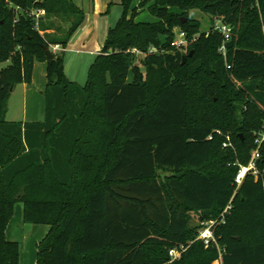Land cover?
<instances>
[{"label":"trees","instance_id":"trees-1","mask_svg":"<svg viewBox=\"0 0 264 264\" xmlns=\"http://www.w3.org/2000/svg\"><path fill=\"white\" fill-rule=\"evenodd\" d=\"M140 1L150 2L155 20L136 22L137 11L122 0L124 10L81 85L66 77L63 49L83 11L72 0H0V62H8L0 70V264H18L17 244L5 236L16 202L24 222L49 226L36 264H213L217 258L215 247L194 241L199 223L191 218L222 213L264 124V0ZM5 2L44 14L36 25L34 16H16ZM191 9L232 26L225 58L220 32L181 23L177 10ZM175 25L189 39L197 36L185 52L170 46ZM53 44L62 50L47 59L44 46ZM132 47L158 52L139 68ZM34 61L46 64L44 118L6 120L7 100L15 85L31 82ZM191 81L212 102L211 123L189 118ZM216 129L235 147L224 148L235 160L227 170L215 168L212 158L223 148ZM258 165L264 168V148ZM157 168L172 174L160 179ZM213 232L225 250L222 264H264V175L244 177ZM180 245L186 250L170 262L168 250Z\"/></svg>","mask_w":264,"mask_h":264},{"label":"rangeland","instance_id":"rangeland-1","mask_svg":"<svg viewBox=\"0 0 264 264\" xmlns=\"http://www.w3.org/2000/svg\"><path fill=\"white\" fill-rule=\"evenodd\" d=\"M72 1L83 11L84 19L82 22L85 25H91V24H93V26L95 25L96 19L92 17V14L94 10H97V13L102 12V20L110 19L111 20L110 25L113 26L124 10L122 0H72ZM130 3L132 9H135L137 11L134 17V20L136 22H153L155 20V18L150 14L147 8L150 2L144 6H141L140 0H130ZM5 4L13 8V10L16 12V16L20 13L23 14L29 13V11L26 12V9L15 6L10 2L8 3L5 2ZM177 13L184 21H187L189 19L190 21L197 23L198 28L201 31L207 30L209 26H211L214 22L213 18H211L209 14L201 11L200 9H191L186 14H183L180 10H177ZM128 14H130L129 10H128ZM17 20L18 19L16 17L15 21ZM54 21L56 24L60 26L67 27V24H64L58 18H54ZM43 22H45V20ZM178 27L179 26L175 25L172 28V30L177 29ZM46 32L53 34L52 30H48ZM103 37H104L103 34H99V38L101 39L100 41H102ZM194 37L197 38V36L195 35ZM96 39H97L96 35H94L91 42L95 41ZM136 49L137 51L134 53L136 56V59L134 60V64L137 65L139 68H143L142 59L146 55H149L154 51H151L148 48L145 51L139 50L138 48ZM61 50L62 47L61 49L54 52H59ZM7 64L8 62H0V70L4 68ZM38 66L42 68V65H36L35 67V73H34L35 82L32 85L31 91H28L26 94H24V90L21 89V87H17L14 93H12L8 98L7 112L5 114L6 120H13V119L20 120L23 112V108L24 109L26 108V112L28 115L27 119H36L37 121L43 120L44 109H45V98L43 95V90L45 88L46 80L44 82L43 69H40L41 74L40 72L37 71ZM44 69L46 70V66L44 67ZM86 75H87V69L85 74L81 76V78L83 77V80L78 82L79 84L82 85L85 83L87 78ZM127 77L128 80H131L132 77L131 72L128 73ZM38 82L41 85L40 88H38ZM198 86L199 83H197V81H191V85H189V98H188V107L190 110L189 118H191V115L194 114V116L197 119H201V120L203 119L208 123H211L213 121L212 102L209 99V97H205L199 94ZM231 106L232 104L229 105L228 109ZM230 118L231 117H229L228 120ZM229 127L236 128V126L232 124ZM231 154L233 153H229L228 149H224V148L220 150L217 149L212 155V158H216V162H214L215 168H221L219 167V165H222L224 166L222 167L223 170H227L228 165H231L235 161V160L230 161L229 158ZM222 157L224 158L220 160V158ZM101 163L102 161H99V164ZM171 174L172 172L167 169H162V168L156 169V175H158L160 179H165L167 176ZM22 220H23V204L22 202H16L13 207L12 217L10 218V222L5 230V236L7 240L14 241L17 244L18 264H36L38 244L47 235L49 231V226L46 224L24 223ZM191 223L193 225L199 223V221L197 220V216L194 214L192 215Z\"/></svg>","mask_w":264,"mask_h":264},{"label":"built area","instance_id":"built-area-1","mask_svg":"<svg viewBox=\"0 0 264 264\" xmlns=\"http://www.w3.org/2000/svg\"><path fill=\"white\" fill-rule=\"evenodd\" d=\"M29 16H34L36 20V25H37V20L40 16L44 14V11L42 9H37V10H30L29 11ZM212 30L220 32L222 36V44L220 45L218 51L222 54V56L225 58L226 56V48H225V43L231 38L232 35V26L228 24L227 22H224L223 19L220 18H215L213 24L211 25ZM173 37L172 40L170 41V46L171 48H174L176 50H181V51H187L188 45L195 40V37H193L191 40L188 38L187 33L178 27L177 29L172 30ZM50 49L54 52L59 49H61V46L59 44H53L50 46ZM151 51L158 52V50L155 47H149L148 48ZM128 51L135 53L137 49L135 47L130 48ZM229 65H226V68L229 69ZM215 132L217 134H221L224 136V140L222 141L221 146L223 148H230V149H235L232 140L228 134H223L219 129H216ZM211 134L208 136V138H211ZM253 148L250 151L249 159L248 162L245 165L239 164V168L237 170L236 176L234 178V183H235V191L232 197L230 198L228 204L226 207L223 209L222 213L217 217V218H212V219H207V220H202L199 222V228L197 231V236L194 239L195 240H200L204 247L207 248L209 246H213L217 249L218 256L217 258L213 261V264H222V253L225 251L224 247L220 246L214 236V228L217 224L219 223H224V215L228 212V210L231 207V202L232 199L235 195L236 190L242 183L244 177L249 174L253 176L254 180H262V176L264 175V168L260 167L258 165V160L261 156V149L264 148V124L262 125L261 129L254 133L253 137ZM186 250V246L180 245L176 246L173 248H170L168 250V254L170 256V262L173 260L178 259L181 254Z\"/></svg>","mask_w":264,"mask_h":264},{"label":"crops","instance_id":"crops-1","mask_svg":"<svg viewBox=\"0 0 264 264\" xmlns=\"http://www.w3.org/2000/svg\"><path fill=\"white\" fill-rule=\"evenodd\" d=\"M101 13V14H100ZM92 17L96 19V23L93 26L85 25L83 22L80 27L74 32L72 37L70 38L69 42L67 43L66 47L63 49L64 52V72L65 75L70 79V81H74L76 83L83 80V76L88 71L90 64L93 62L95 56L100 53V49L102 47L103 41L106 38L107 31L110 27L111 20H102V12L97 13V10L93 11ZM97 31H96V30ZM99 34H103L104 37L102 41L99 38ZM94 35H96V40L91 42ZM100 41V43H99ZM99 43V44H98ZM80 64V65H79ZM36 65H42V68L38 66V72L41 74V70L43 69V76L44 82L46 80V70L44 67L46 64L40 61H34L33 70H32V79L30 83H19L15 85L14 89L12 90L11 94L14 93L17 87H21L24 90V94L28 91H31L32 85L35 82V67ZM45 65V66H44ZM82 66V67H80ZM69 75V76H68ZM87 77V75H86ZM83 85V84H82ZM40 84L38 82V88H40ZM10 94V95H11ZM10 97V96H9ZM27 112L26 108H23V112L21 115L22 121H37L36 119H27ZM14 121H18L19 119H13ZM10 120V121H13ZM24 222V220H22ZM10 222V220H9ZM8 222V224H9ZM26 223V222H24ZM7 224V226H8ZM6 226V228H7ZM6 230V229H5Z\"/></svg>","mask_w":264,"mask_h":264},{"label":"water","instance_id":"water-1","mask_svg":"<svg viewBox=\"0 0 264 264\" xmlns=\"http://www.w3.org/2000/svg\"><path fill=\"white\" fill-rule=\"evenodd\" d=\"M183 22H184V20L181 23H183ZM44 50H45V54H46V58L47 59H52L54 57L53 51L48 46H44ZM192 52L193 51L190 50L189 53H188V55L191 56L192 55ZM185 59H186V57L183 56V62L182 63L185 62Z\"/></svg>","mask_w":264,"mask_h":264}]
</instances>
